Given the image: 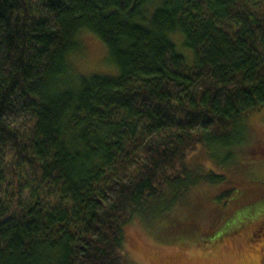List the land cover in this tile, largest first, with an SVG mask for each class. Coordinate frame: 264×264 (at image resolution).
<instances>
[{"label": "trees", "instance_id": "obj_1", "mask_svg": "<svg viewBox=\"0 0 264 264\" xmlns=\"http://www.w3.org/2000/svg\"><path fill=\"white\" fill-rule=\"evenodd\" d=\"M84 33L115 75L72 69ZM262 106L264 0H0V264H135L124 228L187 205L209 140L243 124L264 148L244 122ZM229 185L183 232L264 201Z\"/></svg>", "mask_w": 264, "mask_h": 264}, {"label": "rangeland", "instance_id": "obj_2", "mask_svg": "<svg viewBox=\"0 0 264 264\" xmlns=\"http://www.w3.org/2000/svg\"><path fill=\"white\" fill-rule=\"evenodd\" d=\"M174 40L181 44L180 39ZM177 51L180 53L179 48ZM106 53L101 43L91 34L84 33L80 38L79 49L69 56L71 67L80 76L115 75L117 71L113 72ZM183 53L189 56L186 51ZM184 61L188 66L192 59L184 57ZM244 122L264 142V106L250 112ZM242 126L241 130L231 131L229 144L222 145L209 140L190 160L193 171H197L204 180L201 186L193 190L187 205L173 208L164 215L161 211L158 213L160 208L154 211L156 214L148 211L145 216L137 217L144 224L134 220L124 228V250L135 264H264V222L258 229V221H253L259 215L258 212L264 209V201H256L236 212L234 210L235 213L213 235L207 233L206 224L203 226L204 232L200 229L183 232V223L179 222L185 216L196 218L199 215V208L193 210L191 205L200 206V214L208 215L219 202L220 193L226 192L231 186L229 183H232L233 188L222 199L225 201H236L238 196L244 195L239 184L244 185L249 192L260 187L255 195L264 192V148L248 143ZM246 146L251 149L245 151ZM239 148L244 150L239 151ZM221 177L225 178L222 182L210 181L211 178L217 180ZM253 206L257 207L254 211ZM248 213L250 215L246 216ZM262 215L258 219H264ZM245 221L250 222L232 231V227ZM167 224H174L173 230Z\"/></svg>", "mask_w": 264, "mask_h": 264}]
</instances>
